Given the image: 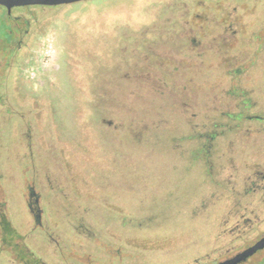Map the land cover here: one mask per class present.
I'll list each match as a JSON object with an SVG mask.
<instances>
[{
	"label": "rangeland",
	"instance_id": "1",
	"mask_svg": "<svg viewBox=\"0 0 264 264\" xmlns=\"http://www.w3.org/2000/svg\"><path fill=\"white\" fill-rule=\"evenodd\" d=\"M33 15L45 57L0 89V264H209L264 234V120L225 118L264 117V0Z\"/></svg>",
	"mask_w": 264,
	"mask_h": 264
},
{
	"label": "flooded vegetation",
	"instance_id": "2",
	"mask_svg": "<svg viewBox=\"0 0 264 264\" xmlns=\"http://www.w3.org/2000/svg\"><path fill=\"white\" fill-rule=\"evenodd\" d=\"M79 1L70 4H61V5H13L9 7L6 4L0 3V20L2 25H4V34L0 32V89L5 88L6 79L9 78L8 70L11 66V70L16 69L17 76L20 78H24L25 74L34 69L36 64L41 62L45 55L43 51L44 45V35L38 33L33 27V19H34V9L37 8H56L62 6H70L77 3L88 2ZM33 41H37V46L33 47ZM0 90V91H1ZM27 201L28 207L30 209L31 214L34 219L40 223L41 211L42 209L38 207L37 203L39 202L38 196L34 192L32 188H29L27 192ZM34 199V200H33ZM33 203L36 206H33ZM41 224V223H40ZM47 232V231H45ZM43 232V233H45ZM264 234L255 239L251 244L246 246L243 249L235 251L224 259L215 260L209 264H216L218 262L224 261L236 255L237 253L243 251L251 245H254ZM9 239H13V235H7L5 238L6 245L9 244L10 247H13L12 243H9ZM57 244L58 241H56ZM19 245V244H17ZM25 255L18 259L21 264H48L45 262L39 255H37L36 251L33 250L28 244H25ZM263 250V249H261ZM259 250V251H261ZM255 254L248 257L245 261H242L238 264L247 263Z\"/></svg>",
	"mask_w": 264,
	"mask_h": 264
},
{
	"label": "water",
	"instance_id": "3",
	"mask_svg": "<svg viewBox=\"0 0 264 264\" xmlns=\"http://www.w3.org/2000/svg\"><path fill=\"white\" fill-rule=\"evenodd\" d=\"M79 1L86 0H0V3L6 4L9 7L13 5H61V4H70ZM264 249V236L261 237L254 245L249 246L243 251L237 253L233 257L226 259L224 261L218 262L216 264H238L242 261H245L248 257L255 254L257 251Z\"/></svg>",
	"mask_w": 264,
	"mask_h": 264
},
{
	"label": "trees",
	"instance_id": "4",
	"mask_svg": "<svg viewBox=\"0 0 264 264\" xmlns=\"http://www.w3.org/2000/svg\"><path fill=\"white\" fill-rule=\"evenodd\" d=\"M240 70H242V69L240 68ZM248 107H250V106H247L245 108H242L241 111L238 112V113H227V115H226L225 118H227L228 119L227 121L228 122H231V123H234L233 121H247V119H249L250 117L251 118L253 117L254 119H263L264 120V117H262L261 115H257L256 114V115H253V116H249V114H248L249 112L246 110V109H248ZM216 131L215 132H212L210 136L211 137L212 136H215L218 133ZM203 150L205 151L206 148H203ZM5 231L6 232H9V234H11V232H12V230H10L7 227H5ZM24 255H25V253H24ZM24 255H20V256L22 257Z\"/></svg>",
	"mask_w": 264,
	"mask_h": 264
},
{
	"label": "built area",
	"instance_id": "5",
	"mask_svg": "<svg viewBox=\"0 0 264 264\" xmlns=\"http://www.w3.org/2000/svg\"><path fill=\"white\" fill-rule=\"evenodd\" d=\"M31 77H34V74H31Z\"/></svg>",
	"mask_w": 264,
	"mask_h": 264
}]
</instances>
